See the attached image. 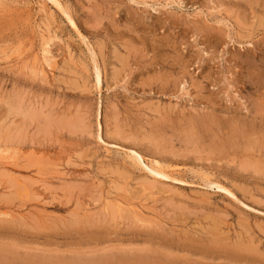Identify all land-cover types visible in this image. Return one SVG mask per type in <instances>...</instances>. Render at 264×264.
Segmentation results:
<instances>
[{
	"label": "rangeland",
	"instance_id": "374dc122",
	"mask_svg": "<svg viewBox=\"0 0 264 264\" xmlns=\"http://www.w3.org/2000/svg\"><path fill=\"white\" fill-rule=\"evenodd\" d=\"M0 153V264H264V0H0Z\"/></svg>",
	"mask_w": 264,
	"mask_h": 264
},
{
	"label": "bare ground",
	"instance_id": "6f19581e",
	"mask_svg": "<svg viewBox=\"0 0 264 264\" xmlns=\"http://www.w3.org/2000/svg\"><path fill=\"white\" fill-rule=\"evenodd\" d=\"M3 9H5V8H3ZM46 54V53H45ZM42 55V54H41ZM197 128V127H196ZM189 142V141H188ZM234 146V145H233ZM1 154V153H0ZM248 154V153H247ZM1 157V156H0ZM2 158V157H1ZM259 170V169H258ZM76 220V219H75ZM93 222H96V221H93ZM93 225V224H92ZM16 235V234H15ZM21 236V235H20ZM3 247V246H2ZM112 256V255H111ZM24 257H38V256H33V255H25ZM49 259V258H48ZM45 260V259H44ZM95 260V259H94ZM98 260V259H97ZM71 261V260H70ZM78 260H76V262H77ZM81 261V260H80ZM104 261V260H103ZM102 261V262H103ZM107 261V260H106ZM42 262H45V261H42ZM75 262V263H76ZM26 263H29V262H27L26 261ZM63 263V262H62ZM88 263V262H87ZM106 263V262H105ZM51 264H53V263H51ZM77 264H79V261H78V263ZM83 264V263H82ZM89 264V263H88Z\"/></svg>",
	"mask_w": 264,
	"mask_h": 264
}]
</instances>
